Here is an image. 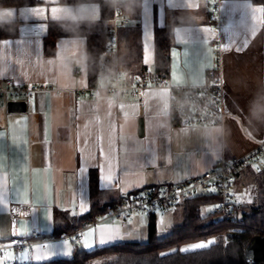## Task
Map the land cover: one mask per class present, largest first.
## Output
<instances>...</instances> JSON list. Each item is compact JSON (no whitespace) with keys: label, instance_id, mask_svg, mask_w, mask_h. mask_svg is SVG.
<instances>
[{"label":"crops","instance_id":"0c3cea01","mask_svg":"<svg viewBox=\"0 0 264 264\" xmlns=\"http://www.w3.org/2000/svg\"><path fill=\"white\" fill-rule=\"evenodd\" d=\"M122 2V12L130 23L119 30L118 55L129 57L128 66H141L145 75L153 69L157 28L170 29L165 80L173 85L204 83L216 64L218 43L222 123L173 125L168 114L169 92L163 87L145 89L141 101L103 93L76 97V90L117 66L122 68L115 56L105 51L95 68L90 70L87 62L85 35L97 23L110 27L112 4L110 14L106 5L83 0H35L34 4L0 7V26L11 25L0 27V84L10 79L16 84L52 88L36 93L23 113H9L0 103V240L13 236L28 239L32 231L51 237L45 245L35 242L22 249H6L0 257L3 264L69 258L75 248L90 251L139 236L147 239L148 218L140 213L118 219L101 215L103 218L72 234L62 232L70 228L72 219L89 212L92 200L116 204L123 192L179 183L216 168L222 158H241L259 147V154L235 169L230 194L237 206L264 203L262 7L249 0H220L225 22L216 28L209 20L215 0ZM80 3L95 11V23L68 28L58 22L65 6ZM56 24L59 27H53ZM50 30L60 33L53 52L45 45ZM137 57L136 63L133 59ZM139 119L143 123L141 136ZM102 167L105 175L110 170L117 182H102ZM91 171L97 188L92 198ZM24 198L29 201L31 217L12 221L10 208L24 204L19 203ZM22 225L26 227L22 229ZM102 225L118 229L116 238L101 245L97 236L89 240L93 246L86 248L84 234ZM55 229L61 234L53 236ZM21 231L26 234L20 235ZM23 252L28 258L21 259ZM41 253L47 254L46 258L36 261ZM9 254L16 258L9 260Z\"/></svg>","mask_w":264,"mask_h":264},{"label":"trees","instance_id":"16d2710c","mask_svg":"<svg viewBox=\"0 0 264 264\" xmlns=\"http://www.w3.org/2000/svg\"><path fill=\"white\" fill-rule=\"evenodd\" d=\"M96 1L111 13V2L109 0H83ZM264 9V0H249ZM35 0H0V7L20 6L34 4ZM123 11V2L119 4ZM264 15V14H263ZM3 25L0 27H8ZM53 27H59L58 24ZM52 29V28H51ZM107 27L101 23L95 24L94 29L88 30L85 35L87 39V62L91 70L97 66L99 56L104 52L107 35ZM57 30V29H56ZM59 32L49 31L45 40L46 48L53 52L55 40ZM171 45V35L168 26L157 28L154 31V61L153 69L149 74L157 79H165L169 71L168 51ZM262 57L264 65V20H263V47ZM129 57H117V63L123 69L132 73L144 76V69L139 66L133 68L128 66ZM138 62V57L133 59ZM123 65H125L123 67ZM264 100V83H263ZM90 196L96 191L95 172H90ZM219 199L215 195H199L179 204L182 210V217L175 222L168 233L159 231L156 226L155 212L148 213L146 225L147 239L145 242L126 241L110 246L95 248L90 251L75 248L69 258H57L40 263H19V264H245L244 251L252 243L257 235H264V203L255 207H243L233 204L230 219H223L217 216L215 208ZM208 205L214 206V211L202 212V208ZM106 204L91 201L89 212L78 220L72 219L70 228L62 233L72 234L78 227H85L95 222V217L104 214ZM173 206V207H174ZM172 208V207H170ZM167 208V209H170ZM64 220L67 216L61 215ZM61 234L55 229L53 236ZM222 234L226 239L223 243ZM214 241L203 249L182 251L190 249L197 243ZM264 264V261L259 263Z\"/></svg>","mask_w":264,"mask_h":264},{"label":"built area","instance_id":"2783aa9c","mask_svg":"<svg viewBox=\"0 0 264 264\" xmlns=\"http://www.w3.org/2000/svg\"><path fill=\"white\" fill-rule=\"evenodd\" d=\"M112 4L111 25L106 29L107 40L104 51L111 53L117 60L119 50V30L128 26L130 21L119 9L122 0H109ZM220 0H215L209 16L210 22L219 28L225 22V16L220 11ZM216 64L207 73V80L200 85H173L165 79H157L150 75L137 76L131 71L115 67L105 77L97 78L94 82L83 89L75 91L76 97L87 94L95 97L103 93L111 97H120L141 101L143 92L148 88H167L169 92V118L176 126L196 125H220L224 118V107L222 99V84L217 74L220 62L216 43ZM38 84L21 85L4 80L0 84V103L6 105L9 101H21L24 104L41 91L51 90ZM261 148L241 158L230 161L220 159L217 167L205 171L202 175L192 177L179 183H163L149 191L123 192L120 194L116 204L107 205L103 216L110 219L128 218L134 213H150L160 209H167L182 201L199 195H215L219 202L215 213L219 218L230 219L233 207L231 189L234 182V171L240 165L246 163L255 155L259 154ZM20 213H23L20 215ZM12 221L16 219H29L31 209L28 204H15L9 210ZM103 218L101 215L95 217V222ZM223 243L226 236L222 235ZM51 237H43L38 231H32L28 239L13 236L8 241L0 240V257L6 249H22L33 243L45 245ZM12 241L17 243L12 244Z\"/></svg>","mask_w":264,"mask_h":264},{"label":"snow or ice","instance_id":"6c2138e0","mask_svg":"<svg viewBox=\"0 0 264 264\" xmlns=\"http://www.w3.org/2000/svg\"><path fill=\"white\" fill-rule=\"evenodd\" d=\"M56 11H58L57 9H52V12L55 13ZM261 13L264 14V9L261 10ZM262 20H264V15H262L261 17ZM0 167H3L2 164H0ZM100 171V178L101 181L111 185L114 181L115 178L111 175V171L109 170L108 174L105 175L104 173V169L103 167L101 169H99ZM117 182V181H115ZM251 202V201H249ZM19 203H24V204H28L29 201L27 198L22 199L21 201H19ZM81 208H83V204H81ZM23 213H20V215ZM161 223H163V221L161 220ZM22 229L25 228V225L21 226ZM26 233L24 231L20 232V235H25ZM118 234V229L113 228V229H109L107 225H102L99 226L97 228H93L90 229L89 231H87L84 236H83V240H84V246L86 248H90L93 245L89 242L90 239H92L93 241L95 240V238L98 236V240H99V244L103 245L106 242H110L112 241L114 238H116V235ZM17 243L16 241H12V244ZM214 243V241H209L207 243H197L191 246L190 249H182V251H189V250H196V249H203L208 247L210 244ZM67 246V244L65 245ZM47 247V246H44ZM35 251H39V249H35ZM47 254L41 253L40 255H37L35 257L36 261H41L42 259L46 258ZM16 257L14 254H9L8 259L9 260H14ZM28 258V253L27 252H23L21 254V259H26ZM0 264H3V262H0Z\"/></svg>","mask_w":264,"mask_h":264},{"label":"water","instance_id":"95a60500","mask_svg":"<svg viewBox=\"0 0 264 264\" xmlns=\"http://www.w3.org/2000/svg\"><path fill=\"white\" fill-rule=\"evenodd\" d=\"M27 105L21 101H9L6 103V110L9 113H23ZM143 133L142 119L138 120V135ZM264 261V235L254 237L252 243L244 251L245 264H259Z\"/></svg>","mask_w":264,"mask_h":264},{"label":"clouds","instance_id":"9594fccd","mask_svg":"<svg viewBox=\"0 0 264 264\" xmlns=\"http://www.w3.org/2000/svg\"><path fill=\"white\" fill-rule=\"evenodd\" d=\"M98 20V15L87 3L65 6L58 22L68 28H78L81 25L93 24Z\"/></svg>","mask_w":264,"mask_h":264},{"label":"rangeland","instance_id":"374dc122","mask_svg":"<svg viewBox=\"0 0 264 264\" xmlns=\"http://www.w3.org/2000/svg\"><path fill=\"white\" fill-rule=\"evenodd\" d=\"M210 211H214V206L208 205L206 207L202 208L203 213H207ZM143 214L146 218H148V213H140ZM103 216V214H102ZM182 217V210L181 206L177 205L170 209H160L155 211V219H156V226L159 231H164L166 233L169 232L170 226L173 225L176 222H179ZM161 220L163 223H161ZM223 235V234H222ZM131 240V239H129ZM135 242H145L146 237H138Z\"/></svg>","mask_w":264,"mask_h":264}]
</instances>
